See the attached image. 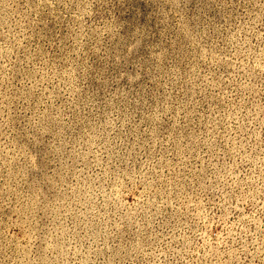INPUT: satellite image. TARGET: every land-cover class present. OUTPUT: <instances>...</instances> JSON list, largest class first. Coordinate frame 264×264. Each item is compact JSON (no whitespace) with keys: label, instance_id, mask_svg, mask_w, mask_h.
<instances>
[{"label":"rangeland","instance_id":"obj_1","mask_svg":"<svg viewBox=\"0 0 264 264\" xmlns=\"http://www.w3.org/2000/svg\"><path fill=\"white\" fill-rule=\"evenodd\" d=\"M0 264H264V0H0Z\"/></svg>","mask_w":264,"mask_h":264}]
</instances>
